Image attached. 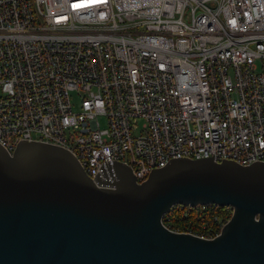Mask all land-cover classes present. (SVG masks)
I'll return each instance as SVG.
<instances>
[{
	"label": "built area",
	"instance_id": "built-area-1",
	"mask_svg": "<svg viewBox=\"0 0 264 264\" xmlns=\"http://www.w3.org/2000/svg\"><path fill=\"white\" fill-rule=\"evenodd\" d=\"M21 140L101 187L116 162L139 181L185 157L264 163V0H0V143Z\"/></svg>",
	"mask_w": 264,
	"mask_h": 264
},
{
	"label": "water",
	"instance_id": "water-1",
	"mask_svg": "<svg viewBox=\"0 0 264 264\" xmlns=\"http://www.w3.org/2000/svg\"><path fill=\"white\" fill-rule=\"evenodd\" d=\"M113 171L101 187L66 147L0 143V264H264L263 162L185 157L142 181L123 162ZM178 205L233 213L202 238L164 223Z\"/></svg>",
	"mask_w": 264,
	"mask_h": 264
},
{
	"label": "trees",
	"instance_id": "trees-1",
	"mask_svg": "<svg viewBox=\"0 0 264 264\" xmlns=\"http://www.w3.org/2000/svg\"><path fill=\"white\" fill-rule=\"evenodd\" d=\"M186 212H188V216H185ZM232 213L233 209L231 207H222L217 205H208L206 207H198L193 209H189L185 206H176L169 212L168 216L171 218V223L169 221L167 224L170 228L174 229H187L189 227L198 229L202 228L205 223L208 225V227L213 228L217 226V222L215 221L216 216L221 217V219L226 222L229 220Z\"/></svg>",
	"mask_w": 264,
	"mask_h": 264
},
{
	"label": "rangeland",
	"instance_id": "rangeland-1",
	"mask_svg": "<svg viewBox=\"0 0 264 264\" xmlns=\"http://www.w3.org/2000/svg\"><path fill=\"white\" fill-rule=\"evenodd\" d=\"M72 103L74 106L75 111H78L81 109V103H82V96L78 92H73L71 94ZM98 120L101 124V127H106L108 124L107 117L105 115H99Z\"/></svg>",
	"mask_w": 264,
	"mask_h": 264
},
{
	"label": "bare ground",
	"instance_id": "bare-ground-1",
	"mask_svg": "<svg viewBox=\"0 0 264 264\" xmlns=\"http://www.w3.org/2000/svg\"><path fill=\"white\" fill-rule=\"evenodd\" d=\"M170 214H172V213H170ZM174 214V213H173ZM172 216V215H171ZM173 217V216H172ZM171 219V218H170ZM170 219L168 220V222L170 221ZM166 220V219H165ZM170 223H171V221H170ZM217 225V224H216ZM169 226V225H168ZM179 228V227H178ZM190 228V227H189ZM191 228H193L194 229V227H191ZM196 229V228H195Z\"/></svg>",
	"mask_w": 264,
	"mask_h": 264
}]
</instances>
